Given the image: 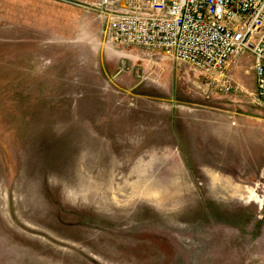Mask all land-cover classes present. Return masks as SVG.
<instances>
[{"label": "rangeland", "instance_id": "374dc122", "mask_svg": "<svg viewBox=\"0 0 264 264\" xmlns=\"http://www.w3.org/2000/svg\"><path fill=\"white\" fill-rule=\"evenodd\" d=\"M97 0H0V264H264V100L105 39Z\"/></svg>", "mask_w": 264, "mask_h": 264}, {"label": "built area", "instance_id": "2783aa9c", "mask_svg": "<svg viewBox=\"0 0 264 264\" xmlns=\"http://www.w3.org/2000/svg\"><path fill=\"white\" fill-rule=\"evenodd\" d=\"M94 8L108 42L162 52L202 74L194 84L206 93L236 89L225 71L251 54L264 100V0H97Z\"/></svg>", "mask_w": 264, "mask_h": 264}]
</instances>
